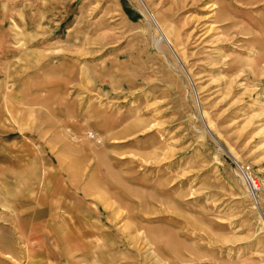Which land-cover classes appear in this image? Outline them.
Segmentation results:
<instances>
[{
  "label": "rangeland",
  "instance_id": "rangeland-1",
  "mask_svg": "<svg viewBox=\"0 0 264 264\" xmlns=\"http://www.w3.org/2000/svg\"><path fill=\"white\" fill-rule=\"evenodd\" d=\"M142 2L0 0V264H264V0Z\"/></svg>",
  "mask_w": 264,
  "mask_h": 264
},
{
  "label": "bare ground",
  "instance_id": "bare-ground-1",
  "mask_svg": "<svg viewBox=\"0 0 264 264\" xmlns=\"http://www.w3.org/2000/svg\"><path fill=\"white\" fill-rule=\"evenodd\" d=\"M141 2H142V0H141ZM143 3V2H142ZM144 5V4H143ZM145 7V6H144ZM146 8V7H145ZM152 20L155 22V25H156V29H157V31L159 32V34H160V36L157 38V39H155V45L156 44H158V43H160V41H163V42H168L169 43V40H168V38L165 36V34H164V32H163V30L161 29V27L159 26V24L156 22V20L154 19V17L152 16ZM158 34V35H159ZM243 176H244V179H245V181L247 182V184H248V186H249V192H250V194L252 195V197L253 198H255L256 197V193H255V190H256V188H257V184L254 186V185H252V183H251V181H250V179H252L248 174H246L245 172H243ZM255 182V181H254Z\"/></svg>",
  "mask_w": 264,
  "mask_h": 264
},
{
  "label": "built area",
  "instance_id": "built-area-1",
  "mask_svg": "<svg viewBox=\"0 0 264 264\" xmlns=\"http://www.w3.org/2000/svg\"><path fill=\"white\" fill-rule=\"evenodd\" d=\"M250 181H251L252 185H254V186L256 185L253 179H250Z\"/></svg>",
  "mask_w": 264,
  "mask_h": 264
},
{
  "label": "water",
  "instance_id": "water-1",
  "mask_svg": "<svg viewBox=\"0 0 264 264\" xmlns=\"http://www.w3.org/2000/svg\"><path fill=\"white\" fill-rule=\"evenodd\" d=\"M171 48V47H170ZM172 50V49H171ZM173 52V51H172ZM175 55V54H174ZM176 56V55H175ZM177 58V57H176ZM261 214V213H260ZM262 219H264V216L261 214Z\"/></svg>",
  "mask_w": 264,
  "mask_h": 264
}]
</instances>
